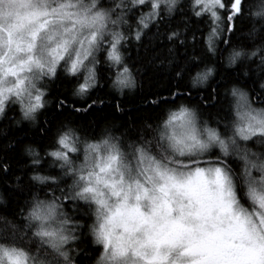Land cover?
<instances>
[{"label":"clouds","instance_id":"9594fccd","mask_svg":"<svg viewBox=\"0 0 264 264\" xmlns=\"http://www.w3.org/2000/svg\"><path fill=\"white\" fill-rule=\"evenodd\" d=\"M146 40L167 44L147 64L183 90L151 101L157 118L66 119L43 150L24 144L34 190L0 212V264H264V0H0V136L101 108L105 86L123 116L144 91Z\"/></svg>","mask_w":264,"mask_h":264},{"label":"trees","instance_id":"16d2710c","mask_svg":"<svg viewBox=\"0 0 264 264\" xmlns=\"http://www.w3.org/2000/svg\"><path fill=\"white\" fill-rule=\"evenodd\" d=\"M202 23V22H201ZM235 39V34L233 36ZM147 46V56H145L144 49L142 47L140 53L133 51V60L145 66V71L143 75L144 79V91L138 94L135 97L128 98L125 101L121 102V105H128V110L123 116H120L115 111V105L117 102L116 97H112V104H108L106 99L110 96V93L107 90V87L103 89H98L94 94L93 98L97 96L101 100H104L103 106L97 108L96 104L92 105V108L88 109L87 113L77 114L75 113V107H82L80 104H75L73 107H65L63 111H55V109L50 110L47 113L49 120V127L46 131V134L40 135L39 131H33L30 129L28 124H24L22 127H8V135L0 136V163L7 168V172L4 171V167H0V189H2L9 198V205L7 209H4L0 206V212H6L9 215L14 214L15 211L19 210V207L23 204V201L31 194V191L34 190V185L28 181V172L32 169L27 168L28 160L22 154L23 145L26 143H38L43 150L44 147L48 146L53 138V132L58 123H62L66 119H73L77 122L82 123L86 128L91 130L93 125L97 128L99 125L105 121L115 124L119 121L122 125L127 126L129 120L133 124H137L140 121L148 118L153 119L157 118L159 115L160 109L151 104L152 100L161 99L162 103L165 99H170L173 92H180L183 90V82L177 83L171 74H167L162 70L154 69L153 67L147 64L148 56L151 55H160L163 56L166 54L167 44H161L159 41L153 43L152 41H145ZM181 60L184 59L183 56L180 57ZM206 60H210V57H205ZM243 65L238 67L235 70H224L221 66V71L218 73L219 76L222 74L224 80L221 81L218 88L225 86V82H239L242 77L241 72ZM66 81L60 82V87L57 88L54 92L56 95H60L61 98H67L66 93H63L62 88ZM245 85L251 87L255 84L254 75L249 77L244 81ZM194 99L191 102H198L199 97L196 94H193ZM180 99L181 97H177ZM205 99H210V95H205ZM91 102V101H90ZM83 107H86L84 105ZM212 107H216L213 105ZM9 115H17V110L13 107L10 110ZM11 121L5 120L0 122V129L7 127ZM14 142L15 147L8 148V144ZM43 170V169H42ZM17 175H23L24 179L22 183L24 184V191L18 192L8 187L9 183H14V177Z\"/></svg>","mask_w":264,"mask_h":264}]
</instances>
